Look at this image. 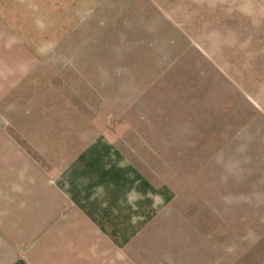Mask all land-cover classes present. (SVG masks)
<instances>
[{"label":"rangeland","instance_id":"obj_1","mask_svg":"<svg viewBox=\"0 0 264 264\" xmlns=\"http://www.w3.org/2000/svg\"><path fill=\"white\" fill-rule=\"evenodd\" d=\"M0 264H264V0H0Z\"/></svg>","mask_w":264,"mask_h":264}]
</instances>
